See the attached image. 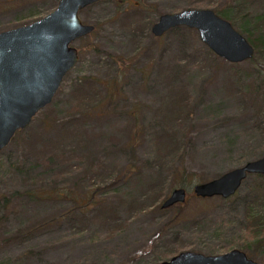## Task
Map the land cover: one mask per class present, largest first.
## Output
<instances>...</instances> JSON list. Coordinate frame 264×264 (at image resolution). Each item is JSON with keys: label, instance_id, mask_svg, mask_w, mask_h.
<instances>
[{"label": "rangeland", "instance_id": "obj_1", "mask_svg": "<svg viewBox=\"0 0 264 264\" xmlns=\"http://www.w3.org/2000/svg\"><path fill=\"white\" fill-rule=\"evenodd\" d=\"M58 4L0 0V32L37 21ZM194 8L230 12L241 33L242 19L264 11V0H102L80 13L95 31L73 44L79 62L53 102L0 150V264H163L183 250L216 255L238 248L264 262V210L257 206L263 228L256 234L245 220L253 176L230 201L187 188L188 200L161 207L178 187L172 165L204 182L264 155V117L238 99L257 80L253 65L218 57L209 63L196 30L185 46L172 32H148L163 14ZM176 64L182 75L173 82ZM174 86L183 87L192 109L167 128L182 127L186 146L178 160L161 156L152 168L144 163L157 157L161 125L176 98L184 103L181 93L169 94ZM110 99L117 102L110 106ZM137 130L134 158L128 147ZM132 166L138 169L128 171ZM161 186L166 195L154 202ZM70 191L102 204L85 212Z\"/></svg>", "mask_w": 264, "mask_h": 264}, {"label": "water", "instance_id": "obj_2", "mask_svg": "<svg viewBox=\"0 0 264 264\" xmlns=\"http://www.w3.org/2000/svg\"><path fill=\"white\" fill-rule=\"evenodd\" d=\"M102 0H59L51 14L30 24L0 32V150L15 133L27 127L49 106L60 90L65 76L79 62L74 43L93 34L95 27L84 24L80 13ZM196 30L201 42L216 57L228 63L251 61L255 48L232 24L211 9H185L163 14L151 27L156 38L175 28ZM250 174L264 175V155L245 162L209 181L197 183L193 192L198 197L229 198L236 194ZM185 187L170 192L162 206L168 208L187 200ZM163 264H264L248 257L241 249L209 255L183 250Z\"/></svg>", "mask_w": 264, "mask_h": 264}, {"label": "trees", "instance_id": "obj_3", "mask_svg": "<svg viewBox=\"0 0 264 264\" xmlns=\"http://www.w3.org/2000/svg\"><path fill=\"white\" fill-rule=\"evenodd\" d=\"M141 8H144V7H141ZM215 13L221 16L222 18H224L225 20L229 21L232 24V26H234L233 24L235 23V21H234V18L229 16L231 14L230 12L227 13L224 11L215 10ZM243 21L244 23L242 24V27H241L242 28L241 33L248 40V42L252 44V46L255 48V55L252 58V60L248 62L251 63V66L253 65L254 69L252 68V70H254V75L256 76L257 82L254 81L252 85L244 88L238 99L240 103L244 104L249 110L254 111L258 117L262 118L264 117V11H261L259 13H253V12H251L250 14L248 13L242 19V22ZM150 29L151 27L148 28L149 33H150ZM189 31L191 30L186 27L184 28L180 27V28L173 29V31H171L172 32L171 34L174 35V37H176L178 40H180L181 46H185V44L187 45V43L190 42V40L188 39ZM206 58H207V61H209V63L214 60H217V61L220 60L215 56V54L211 50H208V49L206 52ZM173 73L175 76L174 77L171 76L170 80L173 82H176V80H178V78H180V76L182 75V69H181L180 64L175 65V70ZM234 74H236V72H234ZM114 82H117V79H114ZM179 86L177 87L174 86L173 87L174 89L171 90L170 91L171 93L169 94L181 93L182 97L184 98V103H180L179 99L176 98V101L174 102V104H172L174 109L170 110L168 119L166 120V122H163L164 123L163 125H161L162 127L161 132L156 137L158 141V145H156V149H155L157 152V157L154 159L152 158V160H149V161L146 160V162L144 163L145 165L149 164L150 167L152 168L155 167V163H157V161L160 159L161 156H164V158L166 156L167 157L170 156L171 157L170 160H178L180 158V153H179L180 150L186 146L187 134H185L182 131L183 129L182 127H178V128L175 127L176 129H173V130H169L167 128L170 124L172 127H174L172 124L176 123V120L179 118V116L180 117L188 116V114H190L191 109H192V106H190V103H189L188 95L185 94L186 92L183 89V87H179ZM110 96L113 98L116 96L114 91H112L109 97ZM105 101H107V104L111 106V104H114L115 102H117V99H110V100H105ZM102 103L104 102L98 103L97 106H100ZM103 110L104 109H100L99 112L102 113ZM48 118L49 117H46L45 121L42 122L44 123L45 126L47 124L46 122ZM150 128L152 127L150 126ZM259 129H260V133L264 137V120L262 121L261 124H259ZM19 132L20 130L15 133L13 139L18 135ZM138 136H139V130L135 132L134 137H132L131 142L129 143V147H128V149L130 150V153H132L134 158L136 155L135 149L138 146V143L136 141ZM175 154L178 155L176 158H174ZM168 161H166L167 162L166 165L168 164ZM159 165L163 167L164 161H162ZM136 169H138V167L136 168L135 166L134 167L132 166L128 171H133V170L136 171ZM168 170H169L168 172L172 175L171 181H173L174 183L176 182V185H178V187L180 186L185 187L186 190L188 188L191 191L190 193L193 192L192 185L194 184V182L201 183L203 181V179L196 180L195 178H198L197 173L195 171H190L186 166L177 167L174 164L170 168H168ZM125 175L123 176V178H125ZM250 175L254 177L255 181L253 185L250 186L249 196L246 200L247 215H246L245 220L247 221L246 223L248 225L249 230L251 229L252 230H255V229L262 230L263 227L259 225L260 224L259 223L260 214L257 211L264 210V175H261V174H257V175L250 174ZM246 180L244 181V183H246ZM161 189H162V186L156 189L157 196L154 198V202H158L159 200L163 199V197L166 195L164 194V192H162ZM239 189L237 190L234 196L225 198V200L230 201L234 199L239 193L240 191ZM187 193H188V190H187ZM17 194H19V192H15V196ZM69 194H70L69 195L70 198L72 197L75 201H81L77 203V208L85 212L95 209L96 207L102 204V202L96 201L95 197H92L93 194H90L88 196L89 198L79 197L76 195L75 192H71V191ZM60 195H63V193H60L58 196ZM188 195L192 196L189 193ZM4 201L9 202L10 199L5 198ZM257 206L260 207L258 210H257L258 208ZM161 207L164 208L162 204H161ZM256 231L257 230H255L254 234H256Z\"/></svg>", "mask_w": 264, "mask_h": 264}]
</instances>
